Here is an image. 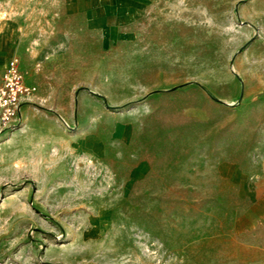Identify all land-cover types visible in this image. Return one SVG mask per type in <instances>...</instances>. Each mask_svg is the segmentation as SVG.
Instances as JSON below:
<instances>
[{"label":"rangeland","instance_id":"rangeland-1","mask_svg":"<svg viewBox=\"0 0 264 264\" xmlns=\"http://www.w3.org/2000/svg\"><path fill=\"white\" fill-rule=\"evenodd\" d=\"M0 32L37 88L0 264H264V0H0Z\"/></svg>","mask_w":264,"mask_h":264},{"label":"built area","instance_id":"built-area-1","mask_svg":"<svg viewBox=\"0 0 264 264\" xmlns=\"http://www.w3.org/2000/svg\"><path fill=\"white\" fill-rule=\"evenodd\" d=\"M36 92L37 88L27 83L21 59L13 56L0 78V125L8 129L20 125L22 108Z\"/></svg>","mask_w":264,"mask_h":264},{"label":"crops","instance_id":"crops-1","mask_svg":"<svg viewBox=\"0 0 264 264\" xmlns=\"http://www.w3.org/2000/svg\"><path fill=\"white\" fill-rule=\"evenodd\" d=\"M74 3H77V2L75 1L71 2V4H74ZM10 47H11L10 43L5 41V34L3 32H0V69H2L3 65L5 66L6 58L8 56Z\"/></svg>","mask_w":264,"mask_h":264}]
</instances>
